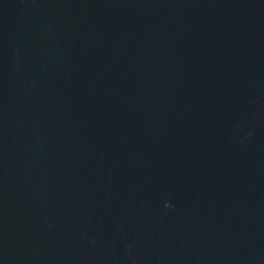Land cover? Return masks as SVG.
Returning <instances> with one entry per match:
<instances>
[{
	"label": "water",
	"instance_id": "water-1",
	"mask_svg": "<svg viewBox=\"0 0 264 264\" xmlns=\"http://www.w3.org/2000/svg\"><path fill=\"white\" fill-rule=\"evenodd\" d=\"M0 264H264V0H0Z\"/></svg>",
	"mask_w": 264,
	"mask_h": 264
}]
</instances>
